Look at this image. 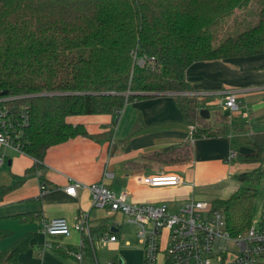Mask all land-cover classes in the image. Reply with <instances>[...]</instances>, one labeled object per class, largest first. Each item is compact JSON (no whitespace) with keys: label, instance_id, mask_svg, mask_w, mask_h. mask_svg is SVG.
Returning a JSON list of instances; mask_svg holds the SVG:
<instances>
[{"label":"trees","instance_id":"1","mask_svg":"<svg viewBox=\"0 0 264 264\" xmlns=\"http://www.w3.org/2000/svg\"><path fill=\"white\" fill-rule=\"evenodd\" d=\"M252 4L259 8L256 22L234 32L251 18ZM262 54L264 0H0V94L27 97L8 104L28 109L21 148L36 161L34 171L51 147L87 136L71 117L116 115L146 93H189L185 74L194 63ZM142 57L155 58V69L139 67L135 58ZM176 99L194 139L215 134L195 97ZM249 145L253 152L243 160L259 166L235 176L238 190L213 202L233 238L251 227L264 178V132L253 134ZM174 153L168 148L159 156L188 161L173 159ZM10 235L0 229V264H22L30 235L2 249ZM76 250L64 254L73 257Z\"/></svg>","mask_w":264,"mask_h":264},{"label":"crops","instance_id":"2","mask_svg":"<svg viewBox=\"0 0 264 264\" xmlns=\"http://www.w3.org/2000/svg\"><path fill=\"white\" fill-rule=\"evenodd\" d=\"M185 80L189 93L143 94V98L128 103L119 117H71L69 122L82 126L87 136L51 147L37 171L33 170V158L0 146V154L4 155L0 168V229L11 234L3 240L2 249L30 235V248L19 256L22 264H76L74 257L64 253L83 243L85 256L81 264H91L87 258L96 257V241L101 234H114L117 242L112 244H117L121 230L116 222L119 213L93 208L92 195L86 188L93 184L104 183L116 194L127 193L131 203H166L170 209H179L190 199L213 203L233 195L239 188L235 176L259 166L245 162L243 157L253 152L249 138L264 132V54L196 62L186 71ZM231 93L238 96V111L223 106ZM179 95L195 97L200 111L207 105L223 107L215 111V120L209 121L213 136L191 139V126L176 99ZM239 117L243 122L234 124ZM235 139L239 143L235 144ZM181 147L191 150L189 161L172 163L159 156L174 148L176 159ZM233 153L235 158H231ZM238 159L240 162H235ZM158 173L182 174L184 183L167 188L139 183L141 177ZM70 181L85 187L76 196L68 195ZM32 214L38 217L33 222L19 219ZM83 214L88 216L91 238L85 231H72L68 237L46 234L47 221L64 218L74 225ZM112 228L117 231L112 232Z\"/></svg>","mask_w":264,"mask_h":264},{"label":"built area","instance_id":"3","mask_svg":"<svg viewBox=\"0 0 264 264\" xmlns=\"http://www.w3.org/2000/svg\"><path fill=\"white\" fill-rule=\"evenodd\" d=\"M135 59L139 67L155 69V58ZM25 98L0 96V146L18 154H24L21 138L28 123V109L21 106L16 110L8 102ZM223 106L238 111V96L235 93L228 94ZM194 130V126H191V139ZM235 157L233 153L231 158ZM3 162L4 155H0V168ZM139 183L150 188H167L178 187L184 182L177 174L158 173L141 177ZM84 187L79 182L70 181L66 192L76 196L77 191ZM86 188L92 195L93 208L129 216V222L137 226V237L144 249L145 264H158L161 255L163 264H213L214 260L220 264H264V208L261 217L253 220L244 235L233 238L226 231L224 211L211 202L190 199L173 212L166 203L158 206L131 203L127 193L116 194L104 183ZM45 231L50 237H68L72 231H85L91 238L88 216L85 214L79 216L74 225H70L64 218L47 221ZM164 234L166 236L162 244ZM115 242L117 237L110 232L98 239L99 244ZM225 242L234 245V254L226 251L223 247ZM72 256L76 264H81L85 256L83 243Z\"/></svg>","mask_w":264,"mask_h":264},{"label":"rangeland","instance_id":"4","mask_svg":"<svg viewBox=\"0 0 264 264\" xmlns=\"http://www.w3.org/2000/svg\"><path fill=\"white\" fill-rule=\"evenodd\" d=\"M249 11L251 12L250 13L251 18L248 19L246 22L240 23V25H238L235 28L234 32H237V33L242 32L243 30H245L246 26H248L249 23L256 22V20L258 18V12H259V8H258L257 4H252L250 6ZM234 32L232 34H234ZM184 94H186V93H184ZM206 107L209 110L210 115H211V118L208 119L209 121L215 120L216 115H217L215 112L216 110L220 109L219 110V112H220L221 109H223V107H221V106H219L220 107L219 109H217L218 107H213L212 105L211 106L207 105ZM122 111L119 114H117V117H119L121 115ZM220 121L222 122V120L219 118L218 122H220ZM230 121H231V118H230ZM242 122H243L242 118H240V117L235 118V120H234V124H239ZM245 122L247 123L248 121H245ZM234 141H235V144H236V142L239 143L238 139H235ZM236 149L239 150V154H241V151H240L238 146H236ZM9 152H10V150H9ZM178 153L180 154V157L183 159L185 158L188 161L191 159L190 158V150L187 149L186 147H181V149L178 151ZM8 159L9 158H6V160H8ZM235 162H240V161L238 159V160H235ZM181 168L182 167H179V169H181ZM180 177L182 178L183 175L181 174ZM233 184H234V182L229 183V185H233ZM258 192H259L258 198H257V200L255 202V206H254L253 220H258L261 217V213H262V210L264 208V178L262 179L261 184L258 187ZM175 211H176V209H173V212H175ZM129 221H130V217L126 216L124 214H120L116 218V222L118 224H120V226H121V230H120V234H119L120 240L118 241L117 244H99L96 241V257L90 256L87 258V260H89L91 264H95V262H98V264H145L143 246L141 245L139 238L137 237L138 228L135 224H132ZM109 222H111V224L114 223V221H109ZM165 236H166V234H164V236H163L162 244H164ZM3 246L6 247L5 244H3ZM223 247H225V249L228 253L234 254L233 251H236L234 249L235 248L234 245L232 243H229V242H225L223 244ZM71 261L73 262V260H71ZM158 264H163L162 255L159 258ZM213 264H220V263H217L214 260Z\"/></svg>","mask_w":264,"mask_h":264},{"label":"water","instance_id":"5","mask_svg":"<svg viewBox=\"0 0 264 264\" xmlns=\"http://www.w3.org/2000/svg\"><path fill=\"white\" fill-rule=\"evenodd\" d=\"M109 94H111V93H105V94H103V95H109ZM172 94H176V93H172ZM6 95H7V92H2V93L0 94L1 97L6 96ZM200 115H201V117H202L203 119H206V120H208V119L210 118V113H209V111H208L207 109H203V110H201V111H200ZM9 163H10V161H9ZM111 231L113 232V231H117V230L114 229V228H112Z\"/></svg>","mask_w":264,"mask_h":264}]
</instances>
